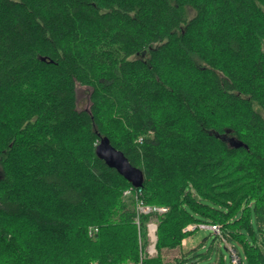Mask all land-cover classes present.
<instances>
[{"label": "trees", "instance_id": "16d2710c", "mask_svg": "<svg viewBox=\"0 0 264 264\" xmlns=\"http://www.w3.org/2000/svg\"><path fill=\"white\" fill-rule=\"evenodd\" d=\"M263 43L264 0H0V264L139 260L132 184L96 155L102 136L169 207L159 249L214 223L264 264L243 231L264 232Z\"/></svg>", "mask_w": 264, "mask_h": 264}, {"label": "rangeland", "instance_id": "374dc122", "mask_svg": "<svg viewBox=\"0 0 264 264\" xmlns=\"http://www.w3.org/2000/svg\"><path fill=\"white\" fill-rule=\"evenodd\" d=\"M193 13L194 11L192 9H189L188 14L191 16ZM263 48H264V43H263ZM89 94H90L89 87L81 85V84L77 85V106L79 110L90 108L91 100H90ZM138 141L142 142L143 136L138 138ZM125 197L127 198V196ZM158 206L166 207L169 209L167 205H158ZM165 212L152 211V212L143 214L142 218L144 215H149V218L145 222V224L142 223V234H141V229H140L141 218L138 221L135 217V223L138 228L137 242H138L139 260L134 261V260L128 259L125 261L117 262L116 264H143L144 261L154 259L159 256L162 257L164 262H167V263L175 262L177 259L182 258L185 254L190 253L191 250H193L191 252V255L192 254L197 255L195 259L198 260L199 264H214V263H217L218 260L220 259H223L224 264H231V253L226 243L222 241L212 230L206 229V228L199 227L195 229L194 231L190 232L185 238L182 239V242L180 245H177L174 247H162L161 249H159L158 248L159 223H160L159 215H162ZM252 222H253L252 225H253V230H254L253 232L254 236L250 234L248 231H246V229H243V231L246 233L248 241L250 243L256 242L264 252V238H263L264 232H261L259 230L255 219H253ZM149 223H154L157 225L156 244H155L156 253L152 256L146 253V248L150 244V236L148 235V224ZM90 226H93V225H90ZM226 236L228 237L229 244H232L236 247L237 251L239 252V254L244 260V264H249L244 244L241 241L230 237L229 234H227ZM18 242L23 247L26 246V248L29 250L30 253L31 252L34 253V251L31 249L32 247L41 246L42 247L41 251L44 252L46 255H52V254H55V252H57V254H60L62 257L87 256L88 255V253L81 254V251L80 252L78 251L77 253L64 251L65 248L63 247L53 248L52 245L47 246L45 244L46 242L43 243L39 241V242L31 243L30 237H22L18 240ZM90 248L93 250L95 249V247H92V246ZM97 263H98L97 261L92 262V264H97Z\"/></svg>", "mask_w": 264, "mask_h": 264}, {"label": "built area", "instance_id": "2783aa9c", "mask_svg": "<svg viewBox=\"0 0 264 264\" xmlns=\"http://www.w3.org/2000/svg\"><path fill=\"white\" fill-rule=\"evenodd\" d=\"M134 195L136 198V219L139 221L141 215L149 212H165L167 211L168 208L158 206V205H151L147 204L144 202L143 199L139 197L141 194V187H134L131 186L130 188L126 189L124 191L125 196L129 195ZM206 228L212 230L222 241L226 243L228 246V249L231 253V264H244V260L237 251L236 247L232 244H229L228 242V237L223 233L222 227L219 224H214V223H205V222H200V223H195V224H189L184 228V231H194L197 228ZM99 230L98 226H90L89 228V234L92 236L94 235L97 231ZM156 230H157V225L154 223H149L148 224V235L150 236V244L146 248V253L148 255H154L156 253Z\"/></svg>", "mask_w": 264, "mask_h": 264}, {"label": "water", "instance_id": "95a60500", "mask_svg": "<svg viewBox=\"0 0 264 264\" xmlns=\"http://www.w3.org/2000/svg\"><path fill=\"white\" fill-rule=\"evenodd\" d=\"M42 60H46L45 57ZM236 146H243V142L235 143ZM96 155L105 161V163L115 168L123 175L134 187H142L144 181V172L139 167L133 165L125 153L116 148L108 136H102L96 146Z\"/></svg>", "mask_w": 264, "mask_h": 264}, {"label": "crops", "instance_id": "0c3cea01", "mask_svg": "<svg viewBox=\"0 0 264 264\" xmlns=\"http://www.w3.org/2000/svg\"><path fill=\"white\" fill-rule=\"evenodd\" d=\"M186 240V239H185ZM187 241V240H186Z\"/></svg>", "mask_w": 264, "mask_h": 264}]
</instances>
